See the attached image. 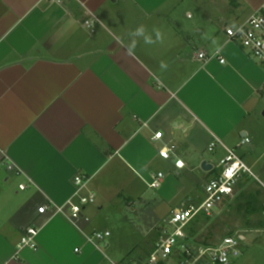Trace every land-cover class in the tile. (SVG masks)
<instances>
[{
    "label": "crops",
    "instance_id": "0c3cea01",
    "mask_svg": "<svg viewBox=\"0 0 264 264\" xmlns=\"http://www.w3.org/2000/svg\"><path fill=\"white\" fill-rule=\"evenodd\" d=\"M182 1L0 0V264H120L109 244L88 241L110 233L96 216L106 204L134 207L147 190L179 203L159 238L173 210L198 201L226 149L242 159L264 71L225 28L264 0H194L186 13ZM141 25L154 42L136 37L129 52ZM167 145L175 149L166 160ZM203 162L207 181L187 193ZM78 176L89 178L82 193L95 203L72 221L58 208L76 199ZM28 228L38 230L36 250L18 249Z\"/></svg>",
    "mask_w": 264,
    "mask_h": 264
},
{
    "label": "rangeland",
    "instance_id": "374dc122",
    "mask_svg": "<svg viewBox=\"0 0 264 264\" xmlns=\"http://www.w3.org/2000/svg\"><path fill=\"white\" fill-rule=\"evenodd\" d=\"M193 1H182L180 10L184 13L192 12V8L197 3ZM182 11L180 12L181 16L184 15ZM185 21L187 20L185 19ZM248 123L250 127L247 136L249 142L240 147L237 153L251 169L254 176L264 183V93L260 95L259 104L257 107L255 106ZM207 157L209 159V155ZM253 161L256 163L254 167H250ZM207 176L208 172L205 173L199 169L190 179L186 178V181L191 183L187 193L192 192V185L202 190ZM215 176L213 175V178ZM260 190L262 189L253 180L241 179L240 184L235 187L233 196L227 200L226 204L221 206L219 211L215 210L205 223L200 221L192 228L191 232L195 233L196 242L215 244L226 236L242 234L245 236V241L241 244V256L233 264H264V217L260 213L258 205L254 208L255 212L247 211L246 198L248 194L258 191L259 202L262 201L264 196ZM191 200L196 201L197 196L191 195ZM128 204L111 201L105 205L99 215L96 214L100 218L99 221L101 220L105 225L106 230L110 231V236L102 241H93L101 246L104 243L109 244L107 255L112 259H117L120 264H128L129 261L138 259L146 262L147 251L150 252L149 249L158 238L157 228L160 227L161 219L168 215L172 206L179 203H174L171 206L164 204L154 191L147 190L143 201L135 200L134 207ZM181 205V207H185L187 202Z\"/></svg>",
    "mask_w": 264,
    "mask_h": 264
},
{
    "label": "built area",
    "instance_id": "2783aa9c",
    "mask_svg": "<svg viewBox=\"0 0 264 264\" xmlns=\"http://www.w3.org/2000/svg\"><path fill=\"white\" fill-rule=\"evenodd\" d=\"M96 22L94 19L86 21V29L93 32ZM225 34L229 40L247 51L264 71V5L245 22L226 27ZM199 59H205V55L199 54ZM218 60L220 64L225 63L224 58H218ZM161 137V133H156L154 140H159ZM248 142L249 139L245 137L241 145ZM215 147V143L211 144L208 151L212 152ZM174 149L173 145H167L159 155L167 160ZM226 152V156L213 168L216 176L204 186L198 201L173 210L170 216L163 221L161 233L148 255L147 261H137L134 264H233L241 256V244L244 241L242 234L226 236L216 244L206 245L196 242L188 232L195 219L202 215L211 217L215 210L219 211L222 204L233 196L237 183L243 177L252 178L264 192V183L254 176L242 159L233 150L226 149ZM175 167L181 169L184 167V163L177 160ZM162 177V174H158L151 187L157 188ZM88 182L89 178L76 177L77 190L73 195L76 199H70L64 206L58 208V211L62 212L63 208L68 207L69 218L72 221L83 218L84 208L95 203L93 193H82ZM20 189L23 190L24 187L20 186ZM262 207L264 215V201ZM45 210V207H41L38 211L43 213ZM85 220L88 221L87 218ZM37 235L36 228L26 229L20 239L18 249L36 250ZM109 236V232H94L88 241H102ZM75 252H79V250H75Z\"/></svg>",
    "mask_w": 264,
    "mask_h": 264
},
{
    "label": "trees",
    "instance_id": "16d2710c",
    "mask_svg": "<svg viewBox=\"0 0 264 264\" xmlns=\"http://www.w3.org/2000/svg\"><path fill=\"white\" fill-rule=\"evenodd\" d=\"M243 178H246V179L252 180V178H250V177H248V176H245V177H243ZM243 178H242V179H243ZM240 182H241V180L237 183V185H239ZM259 196H260V194H259L258 191L255 192L254 194H248V195H247L246 198H247V204H248V210H247L248 212H250V213L255 212L254 208L258 205L259 208H260L259 211H260V213L263 215V207H262V204H263L264 199H263L262 201L259 202ZM263 196H264V194H263ZM226 202H227V201H225V202L222 204V207L226 204ZM263 217H264V215H263ZM209 218H210V217H206V216L202 215V216L198 217L197 219H195V220L192 222L193 226H192V224H191V226H190V228H189V230H188L189 234H190L191 236H194L195 233L193 234V233L191 232L192 228H194V226H195L197 223H199L200 221H203V222L205 223L206 220H208ZM229 236H230V235H229ZM205 244H206V243H205Z\"/></svg>",
    "mask_w": 264,
    "mask_h": 264
},
{
    "label": "clouds",
    "instance_id": "9594fccd",
    "mask_svg": "<svg viewBox=\"0 0 264 264\" xmlns=\"http://www.w3.org/2000/svg\"><path fill=\"white\" fill-rule=\"evenodd\" d=\"M129 36L133 37L134 39H132V43L128 46V50L129 52H131L133 50V48L135 47L137 41H136V37H143L145 43H153L154 41L152 40L151 36L146 34V29L143 25L137 27L134 31L129 33ZM157 38H159V33L157 32Z\"/></svg>",
    "mask_w": 264,
    "mask_h": 264
},
{
    "label": "water",
    "instance_id": "95a60500",
    "mask_svg": "<svg viewBox=\"0 0 264 264\" xmlns=\"http://www.w3.org/2000/svg\"><path fill=\"white\" fill-rule=\"evenodd\" d=\"M201 169L204 172H209L212 169V167L209 164H207L206 162H203L201 165Z\"/></svg>",
    "mask_w": 264,
    "mask_h": 264
}]
</instances>
